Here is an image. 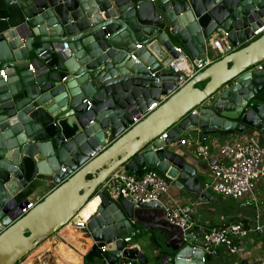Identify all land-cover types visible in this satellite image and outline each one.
Here are the masks:
<instances>
[{
    "label": "water",
    "instance_id": "95a60500",
    "mask_svg": "<svg viewBox=\"0 0 264 264\" xmlns=\"http://www.w3.org/2000/svg\"><path fill=\"white\" fill-rule=\"evenodd\" d=\"M261 28L264 0H0V264H17L95 195L92 261L104 248L107 264L146 263L124 240L148 236L159 246L164 233L173 240L159 262L209 261L179 227L146 220L163 212L160 202L115 198L103 184L120 168H152L167 186L210 200L194 167L165 147L192 130L249 128L264 142ZM214 33L234 50L179 86L170 63L195 64ZM46 180L56 186L20 216L26 194Z\"/></svg>",
    "mask_w": 264,
    "mask_h": 264
},
{
    "label": "built area",
    "instance_id": "2783aa9c",
    "mask_svg": "<svg viewBox=\"0 0 264 264\" xmlns=\"http://www.w3.org/2000/svg\"><path fill=\"white\" fill-rule=\"evenodd\" d=\"M263 30L264 28H261L254 34L258 35ZM65 47H67L66 44ZM210 47L215 57H222L234 50V47L227 40L225 33H214L210 37ZM207 53L206 47L203 58H198L195 64L190 62L187 56H182L170 63L169 67L173 72L184 70V76L178 81L179 86L214 61L215 58L209 57ZM257 67L261 68V65L258 64ZM33 70L34 68L30 64L29 71ZM0 74L4 77L3 70L0 71ZM164 99V96H160L147 109V112L156 108ZM140 117H143V115ZM139 118H134L133 122H138ZM166 136L167 133L164 132L160 136V139H165ZM178 143L180 145L193 146L196 155L206 161L211 157L210 149L212 147L216 148V156L209 166L211 180L207 184V188L227 199L244 201L250 197L252 200H255L254 195L258 190L255 188L256 182L260 181L261 183L259 184L264 185V148L260 145L258 137L255 134H240L231 138L228 142L213 145L208 135L197 133L192 136H180ZM62 170L65 171V169ZM103 186L110 190L113 197L129 198L135 204L151 201L160 202L161 196L166 192L167 188L164 176L152 168L144 170L140 175H134L124 169H117L104 182ZM41 199L38 198L35 201L27 200V205L20 210V216L26 214ZM162 208L166 222L181 229L185 243L191 245L193 248L201 249L204 254L213 255L216 248L220 245L227 246L233 251L238 252L241 249L238 244L246 239L249 233L264 232V218L256 214L255 220L251 224L240 221L222 226H211L196 234L193 229L195 224L192 217L193 207L191 205H162ZM94 214L87 219H73L75 227L77 229H85L88 220ZM124 241H129V238H126ZM248 241L254 242L252 238H249ZM101 252H105V249L102 248ZM104 263L107 264L105 259ZM115 264H139V262L121 259ZM160 264H164V262H160ZM248 264H264V259Z\"/></svg>",
    "mask_w": 264,
    "mask_h": 264
},
{
    "label": "crops",
    "instance_id": "0c3cea01",
    "mask_svg": "<svg viewBox=\"0 0 264 264\" xmlns=\"http://www.w3.org/2000/svg\"><path fill=\"white\" fill-rule=\"evenodd\" d=\"M207 51L208 56L214 57V60L220 58V56L215 57V55H213L210 47V39ZM35 66L36 65L33 63L32 67L35 68ZM179 72L184 76V70ZM197 133H200V131L192 130L184 132L182 135L192 136L196 135ZM240 134H255L258 137L260 145L264 148V142L260 141L259 133L249 128H246L243 132H217L216 134H209L208 136L212 141V144L216 145L221 142H228V140L235 136H239ZM216 141L217 143H215ZM165 150L179 155L185 161V163L193 166L196 170L198 178L202 182V189L208 190V192L212 195V198L210 200L207 198L204 200H200L199 197H197L195 194L189 193L184 188L180 189L179 187L171 183L167 186L166 192L161 196V205H191L193 207L192 217L195 224L193 229L196 234H199L203 229L211 226H222L228 223H237L239 220H246L247 222L249 221L248 223L250 224L255 220L256 214H259L261 218H264V187H261V190L258 189L256 191L257 196L256 194L254 195L255 200H252L250 197H248L246 200L240 202L241 205H251L252 207H254V210L250 214V220L241 211L232 206L228 202V200H226L227 198H224L219 194L214 193L210 188H207V184L211 180L209 166L216 156L215 147H212L210 149L211 157L208 161L198 157L193 146L171 144L170 146H166ZM54 187L55 185L50 180L38 183L31 192L26 194L25 199L26 201H35L38 198H43ZM149 212L150 215L146 218L147 221H151V218H153L152 221L161 219L162 222H166L164 211L162 212L161 210H150ZM85 230L86 228L79 230L75 229L71 225L65 227L62 230H59L56 235H53L52 238H48L47 241L41 244L42 251L40 252L36 260L40 264H83L87 252L93 244L91 236L88 234L90 238L88 239L86 235H84ZM57 235L60 240L64 239L68 243H70L71 247L62 242L52 247V242H57L58 240V238L56 239ZM172 240L173 239H171V236L168 233H164L161 235L160 245L155 246L152 242H150V238L148 236H137L134 239H129V241L127 242L124 241V246H136L139 251L144 254L147 261L146 263L139 262V264H160V255L170 254L169 246H171ZM245 243L246 242L243 240L238 244L241 247L240 251L238 252L233 251L231 248L224 245L218 246L215 250V253L213 255H210V260L204 261V264H242L243 262H246L248 264L251 262H256L260 259H264V243L261 239L254 242L249 241L248 243ZM65 247H68L73 251L76 250V254H73ZM246 249H250L248 254L240 256L239 254ZM97 253L99 255L98 260H94L92 262H94L95 264H105L104 259L106 252ZM48 254L49 258L47 259V263H45L43 262V258ZM28 262V264H32L35 261L33 262L30 260ZM163 262L164 264H171L167 259H164Z\"/></svg>",
    "mask_w": 264,
    "mask_h": 264
},
{
    "label": "rangeland",
    "instance_id": "374dc122",
    "mask_svg": "<svg viewBox=\"0 0 264 264\" xmlns=\"http://www.w3.org/2000/svg\"><path fill=\"white\" fill-rule=\"evenodd\" d=\"M215 143H217V141L215 142ZM210 176H211V174H210ZM259 183H261L260 181H257L256 182V189H260L261 190V187H264V185H261V184H259ZM256 191V190H255ZM226 200H228V202L232 205V206H234L236 209H238L239 211H241L249 220L251 219V217H250V214H251V212L254 210L253 208L254 207H252L251 205L250 206H248V205H241V201H235V200H232V199H226ZM240 205H239V204ZM236 222V221H235ZM238 222H240V220L238 221ZM249 222V221H248ZM250 222H252V221H250ZM253 223V222H252ZM251 224V223H250ZM57 234V233H56ZM55 234V235H56ZM53 237V236H52ZM51 237V238H52ZM58 238V240H57V242H52L53 244H52V247L53 246H56V244H59V243H64V244H67L68 246H70L71 247V245H70V243H68L66 240H64V239H61L60 240V238L58 237V235H57V237H56V239ZM249 238H252V240L253 241H256V240H262L263 241V243H264V232L263 233H249V235H248V237L246 238V239H244V241L246 242V243H248L249 241H248V239ZM59 241V242H58ZM93 242V241H92ZM245 243V244H246ZM41 246V245H40ZM248 247V246H247ZM67 250H69V251H71L73 254H76L75 252H76V250L75 251H73V250H71V249H69L68 247H65ZM42 250H41V247L39 248V249H35V250H32V251H30L24 258H22L17 264H28L29 262L28 261H35L34 263H32V264H40L36 259H37V257H38V255L40 254V252H41ZM250 251V249H246V250H244L242 253H240L239 255L240 256H243V255H246V254H248V252ZM49 258V254L47 255V256H44V258H43V262H45V263H47V259ZM93 258V257H92ZM96 261L98 260V258L97 257H95L94 258Z\"/></svg>",
    "mask_w": 264,
    "mask_h": 264
},
{
    "label": "bare ground",
    "instance_id": "6f19581e",
    "mask_svg": "<svg viewBox=\"0 0 264 264\" xmlns=\"http://www.w3.org/2000/svg\"><path fill=\"white\" fill-rule=\"evenodd\" d=\"M98 203H99V197L95 195V196L92 197L90 200H88V202H87V203L83 206V208L79 211L77 217L74 218V220H75V219H78V218L87 219L88 217H90L92 214H94V212H95V210H96V208H97ZM74 220H72L68 225L64 226L62 229H64L65 227H67V226H69V225H71L73 228L77 229V228L75 227V222H74ZM62 229H61V230H62ZM78 230H79V229H78ZM84 235H86V237H87L88 239H90L86 230H85ZM45 241H47V240H45ZM45 241H44V242H45ZM44 242H42L41 244H43ZM41 244H40V245H41ZM40 245H38L36 248L39 249V248L41 247ZM36 248H35V249H36ZM35 249H34V250H35Z\"/></svg>",
    "mask_w": 264,
    "mask_h": 264
},
{
    "label": "trees",
    "instance_id": "16d2710c",
    "mask_svg": "<svg viewBox=\"0 0 264 264\" xmlns=\"http://www.w3.org/2000/svg\"><path fill=\"white\" fill-rule=\"evenodd\" d=\"M242 223H247V221L246 220H242L241 221ZM93 256V252H90V253H88L87 255H86V257H85V260H88V261H92V257Z\"/></svg>",
    "mask_w": 264,
    "mask_h": 264
},
{
    "label": "clouds",
    "instance_id": "9594fccd",
    "mask_svg": "<svg viewBox=\"0 0 264 264\" xmlns=\"http://www.w3.org/2000/svg\"><path fill=\"white\" fill-rule=\"evenodd\" d=\"M262 32H263V31H262ZM262 32H261V33H262ZM120 169H122V168H120ZM115 171H116V170H115ZM128 172H129V171H128ZM129 173H130V172H129ZM134 175H135V174H134ZM95 213H96V212H95ZM77 215H78V214H77ZM89 220H90V219H89Z\"/></svg>",
    "mask_w": 264,
    "mask_h": 264
}]
</instances>
